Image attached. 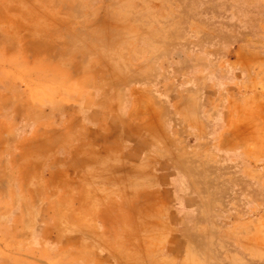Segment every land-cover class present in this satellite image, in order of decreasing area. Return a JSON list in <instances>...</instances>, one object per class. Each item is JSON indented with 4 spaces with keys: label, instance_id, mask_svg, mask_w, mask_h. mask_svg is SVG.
Here are the masks:
<instances>
[{
    "label": "rangeland",
    "instance_id": "374dc122",
    "mask_svg": "<svg viewBox=\"0 0 264 264\" xmlns=\"http://www.w3.org/2000/svg\"><path fill=\"white\" fill-rule=\"evenodd\" d=\"M0 264H264V0H0Z\"/></svg>",
    "mask_w": 264,
    "mask_h": 264
},
{
    "label": "crops",
    "instance_id": "0c3cea01",
    "mask_svg": "<svg viewBox=\"0 0 264 264\" xmlns=\"http://www.w3.org/2000/svg\"><path fill=\"white\" fill-rule=\"evenodd\" d=\"M62 169V168H61ZM64 170H67L69 172L70 166L68 168H63ZM60 174H64L62 176V180L60 182V194L64 195L66 193L70 192V187L68 185H64L65 183L67 184L68 181H74V178L78 180V175L77 177H74L73 175H70L69 173L65 172H60ZM59 176V175H57ZM57 176L55 178H57ZM51 178H54V176H50ZM63 184V185H62ZM80 185V183H78ZM59 186V185H58ZM57 186V187H58ZM95 184L89 186L86 185L83 188L77 189L78 196L76 197V204H73L74 207H72L71 210H75V216L77 215L75 221H67L66 227H76V228H68V230H62V232L66 233L67 237V246H58L57 250H49L45 249L43 247V243L47 238H50L52 240H56V238L60 237L58 227L59 222L54 221V219H50L49 221H45L41 227L36 231L34 235V240L36 241L35 246H30V252L31 253H40V250L45 251L44 253H50L52 255H55L57 253H61L63 251H68L70 250V253H81L82 249L85 248V246L89 247H95V242L98 239V235L100 232H97V219L98 216L96 212L94 211L95 207L94 205H91L89 201V196L90 194L95 193L94 191ZM97 187V186H96ZM59 188V187H58ZM59 194V195H60ZM59 196L61 197V202H66V197L65 196ZM67 205V204H66ZM72 205V204H71ZM69 208V206H67ZM107 209L109 210H114V207H109L107 206ZM109 216L106 214V211L103 213V216H107V218L114 217L110 216V213H108ZM101 215V214H100ZM105 227L107 226L106 222L104 221ZM58 230V231H57ZM101 234V233H100ZM65 248V249H63ZM63 249V250H62ZM88 249L89 253H97L94 249ZM38 250V251H37ZM37 251V252H35ZM84 251V249H83Z\"/></svg>",
    "mask_w": 264,
    "mask_h": 264
}]
</instances>
